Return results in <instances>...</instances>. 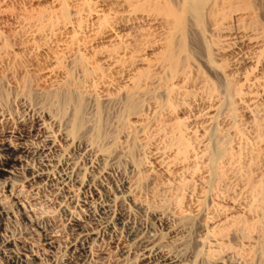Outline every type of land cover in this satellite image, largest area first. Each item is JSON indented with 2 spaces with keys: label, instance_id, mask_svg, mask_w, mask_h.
Listing matches in <instances>:
<instances>
[{
  "label": "rangeland",
  "instance_id": "1",
  "mask_svg": "<svg viewBox=\"0 0 264 264\" xmlns=\"http://www.w3.org/2000/svg\"><path fill=\"white\" fill-rule=\"evenodd\" d=\"M78 2L81 5H79ZM85 2L86 3H83V1L81 0H0V79H2V86L6 94L9 95V100L7 105L9 111L13 112L12 114L14 116L18 115V112L19 113L27 112V114L29 113V117L35 115L34 113L36 112V110L33 111L34 107L33 105H30L31 103L30 101L23 100V102H21L16 98L21 91L22 88L21 84L24 80L29 81L31 87L34 89L39 86L45 87L46 83H47L46 86H50V84L45 80V77L47 76V74L52 72L54 76H56L57 74L55 80H56V86L58 87H54V88L56 89L58 88L60 90L62 89L61 82H63L64 81L63 79H65L63 77L66 76V73L68 74V76L71 74L70 76H72V78L69 76L71 84L74 82L73 86L74 87L78 86L77 88L80 90V92H82L83 96L85 95L86 117H87L88 125H87V131L85 132L83 137L87 140L88 139L90 140L93 131L96 128L95 126H97V123L99 121L101 123L100 125H101L102 137L98 143V146L102 149L114 148L113 146H116L115 148L117 149V151H119V152L115 151L114 153L115 157L113 158L112 161H110L107 164L108 165L107 168L110 171L107 170L108 171L107 175H104L106 177L102 176L103 178L96 179L95 183L106 189L114 191L117 189H121L122 185L128 182V184H131L133 189L136 188V190L135 189L134 190L135 193H137L136 196H139L137 197L138 201L143 206V208H146L144 209L145 211L143 212L130 210L128 214L129 216L127 215L125 221L126 227L131 228L133 230L136 229L135 231L139 232L144 238H149L152 236H161L163 243H165V245L167 246V249L169 248L174 249L175 246L173 241L175 242L180 232L178 231L179 233L176 232L175 234L173 233L169 234L165 230V227L156 221V218L154 216L156 214L163 213V215L167 214L171 217H175V215L177 216L179 212L183 210L186 211L188 209H191L194 211L197 209L196 207L198 206L200 201H201L200 203L203 205L202 207L203 212L205 211L203 215L206 214L207 217L211 215H215V212H216L215 216H217L219 214L218 212L221 211L224 212L225 208H227L226 211H229L231 209V206L234 204L236 208L240 211L238 214V219L244 222L247 219L248 223H250L249 220L252 219L253 217H256V212H254V210L251 209V212H253L255 215L253 216V214H251L250 216L251 212L249 213V211H246V206L247 204H249L248 201L251 200L250 199L251 193H248L247 191L252 192L251 191L252 188H256L257 186H260V184L264 181V151H263L264 149L263 147L264 146V57H261L264 56V52L263 55L262 54L260 55L261 58L260 57L258 58L259 55L255 56L254 53L256 49L253 47L255 46L254 45L255 41L252 42V46H251V43L249 41H246L247 40L246 38H245L246 40L240 39V36L242 38L243 35H241V33L238 34L236 28L234 27L235 25L233 24L234 23L233 20L231 21L229 19L231 23H229V20L227 21L229 26H231V28L234 27L232 28L233 30L235 29L234 31L232 30L233 34L227 38L228 40L225 38L224 33H221L218 29L215 28V25L213 26L212 24H210L214 22L212 21L211 22L209 21L210 23L208 22L207 34L208 33L209 34L207 35V38H209L210 42L213 44L215 41H217L214 44L216 46L213 48V50L219 49L217 51H213V53L216 52L213 54V57L216 59L217 64L222 66L226 71L225 73V75H227L226 77L229 80L231 79L230 84L232 89L231 91L232 96L234 95L236 97L234 98L233 96V101H232L234 102V104L232 103L233 104L232 107L234 106L233 107L234 111L236 110L234 112L236 113L234 115V118H232L233 116L230 114V110H231V109L229 110L230 104L227 103L228 104L227 106L225 104L222 106L223 108L221 107L220 109L221 114L218 113L217 118L215 120L216 121L215 122L216 125H215L213 124L214 122L211 123L207 119V113H209L210 110L211 111L216 110L215 108H217V106L220 104L219 102L223 99L222 95L224 93H222L223 89L221 88V85L218 84V82H220L218 80L219 78L215 79V77L218 76L216 74H215L216 76L213 75V72H211L208 68H206L203 61L200 60L201 59L200 57L199 59L197 58V61L196 59L194 60L193 66L190 65L192 66L189 67L191 73L188 72L187 69L186 74L190 75V76L188 75L190 79L188 78V81L185 82H183L181 79L173 80V78L166 75L167 73L165 71L164 66H162V63H159V55L163 51L165 40L169 32V26L168 23H166V21H164L162 18L160 19L159 17L155 18L156 16L155 15L153 16V14L151 15L152 18L154 17L153 20H151L152 18L150 17L146 18L145 16H140L139 14L136 15L135 13L132 12L131 10L132 8L129 7V4H126L127 3L126 0H85ZM82 4H84L83 7ZM62 6L63 7L65 6L66 10L69 8L67 10L70 15L69 21L71 22V23L68 22L69 25L67 23L65 24V22L61 20L62 17L60 13L62 11L61 9L63 8ZM89 8H92L93 10H98V13H100L101 16L100 14L98 15L95 14L96 16L92 14L90 15ZM114 12L116 15L119 14L118 16L120 18H118L114 14ZM111 16L112 17L116 16L118 18V20L116 19L117 20L116 22L115 19L114 20L111 19L115 22V24L112 22L115 26L114 33L105 34L104 33L105 31H102V29H100L101 28L100 26L103 25V22L100 23V21H102L104 17L106 19L104 18L103 21L108 20L110 19L109 17ZM98 23L102 25L99 26ZM213 29H216V31H214ZM97 30L99 32H97ZM211 30H213V32ZM219 32L221 33V35L219 34ZM52 33L55 34L53 35ZM102 33H104L105 35ZM209 35L210 37H208ZM222 35L224 36V38ZM106 36H108V38L110 37L111 38L108 39ZM233 36H236L234 38H236L237 40L239 38V41L240 40L242 41L238 43L236 39H233ZM73 39L75 41H73ZM233 41L234 42L237 41V42L234 44ZM229 44H231L230 50H229L230 47ZM70 45H72L73 47ZM227 45L229 47H227ZM1 47H8L7 48L8 50L4 51L3 48ZM225 50L226 51L228 50V53ZM108 54H110L112 57ZM76 55L82 56L83 59L85 58L86 59L85 61L88 64L90 63L92 67L94 66L96 68L97 67H101V68H97V72L92 73L93 75L91 74L89 76L90 79L88 77L86 78L85 76H83L84 75L82 72L83 70L80 67H77V65H75V58L77 57ZM256 57L258 59H256ZM219 58L220 60H218ZM253 59L256 62H254ZM114 62L115 63L119 62L118 64H116V66L119 67L118 69L116 68V66H115L116 69L113 67V65L115 64ZM149 64H151V66ZM224 64L225 66H223ZM256 64L257 66H255ZM99 73H101L102 75H100ZM144 73H148L149 75H151L152 73V75L139 81L137 86L134 85V81L137 80L140 74H144ZM168 77L170 80L166 79ZM249 77L251 78L249 79ZM165 79L169 84L171 82V84L175 87L176 92H178L176 97L172 98L171 100L165 98V92L163 91L165 90L164 89L165 86L163 84ZM205 80L206 82H204ZM260 80L262 81L260 82ZM209 81H211V84L209 83ZM255 81H259L260 86L253 85ZM207 82L209 86H212V82L213 84H215V86H217L215 88V86L213 85L216 91L215 97L209 95L208 93L209 86L206 87ZM168 83L165 82V84ZM243 83L244 85H242ZM250 85L251 86L253 85L252 88ZM104 86H106V88ZM133 86H136L138 91ZM218 86L221 89H219ZM131 87L135 90H133ZM132 90L139 92L140 95L142 96L139 95L140 97L138 96L137 100H141L140 103L143 101L141 103L142 104L141 106H143L141 107L142 111L140 110V112L135 115L129 114L127 112V107H126L127 91L130 92ZM179 90L181 91V94L182 93L184 94L182 95L179 94L180 92ZM233 91L234 93L236 92L237 95L233 94ZM249 96L250 97L254 96V98H252L254 101L252 105H249L248 102L250 100ZM157 100L158 103H156ZM215 101H217V103ZM169 103H172L170 105L171 107L168 106L170 109L166 106V104L169 105ZM241 103L242 105H240ZM27 104L29 106L28 108H27ZM22 105L23 106L25 105L24 107L26 108L22 107ZM154 109L157 111H155ZM42 117L41 120L42 121L44 120L46 124L48 123L49 127H52L50 121L46 117L45 118ZM201 117L203 118V120ZM139 120L143 121L141 122L142 123L141 127L143 129L132 128V125L138 124ZM178 120H179V125L180 123L183 125V127L181 126V128H183V130L185 129L183 131L184 137L186 136L185 139L189 142V144L191 143L190 148L192 154L190 153L189 155L190 159L188 158V160L183 161L177 159L174 162L173 160H175L178 155L177 154L178 149L177 146L175 145L176 144L175 139L178 137L177 134L178 132L174 131V127L178 125L176 124L178 123L177 122ZM147 121H150V123L149 122L147 123ZM9 124H10L9 122H4V124H1L2 126H0V130L8 129L7 127L10 126ZM204 129L205 131L212 132L213 133L212 141L215 142L214 144L223 147L224 150L226 151V153L220 156L218 159L217 167L219 168H217V170L219 174L217 172L214 175L216 178L213 176L214 179L212 175H210V173L208 174L209 169L207 170L208 166L206 164L207 157H206L205 148L207 147V145H209L208 143L210 141H206V139L208 140V138H206V135L204 134L205 132ZM143 131H145V133ZM192 132L194 133L196 132V134L193 135L194 133ZM214 137H216V139ZM56 139H57L56 140L57 147L58 146L59 147L54 153V156H62L64 158V159L62 158L64 166H66L69 162H76L77 164L79 163L78 165L80 166V168H83L86 171L87 170L91 171V173L87 171L89 173V176L97 174L99 170V166H97V164L96 165L88 164L89 157L87 156L86 153H84L81 150V148H79V146H72L71 147L72 150H71L69 149L70 147L65 145V143L63 142V140L60 138L59 135L56 136ZM115 142L117 143V145H115L116 144ZM121 142L122 144H120ZM127 148H129V150L130 149L133 150V148H135L133 154L130 155L131 157H128L129 150L127 151ZM160 156H163L162 157L163 161L166 162L165 166L169 167L168 172L171 171L170 174H168L167 171L166 174L164 173L165 172L164 166L160 167L156 164L155 160L158 157L160 158ZM127 162L129 163L133 162L132 164L136 166L133 168L130 166L132 164L131 163L127 164ZM179 163L180 164L182 163L181 164L182 166ZM183 163H185L186 167L184 166ZM34 166L35 167L38 166V160L34 162ZM100 167H101L100 169H103V166ZM124 167H126L127 169H125ZM94 168L96 170H94ZM92 171L94 173H92ZM209 176L212 177V180L210 179ZM85 178L84 179L87 181L88 177ZM84 179L83 181L86 182ZM207 179L211 180L212 183L211 185L209 183L210 180ZM136 185L138 187H136ZM22 186L24 188L21 187L18 189V192L20 193V194L18 193L19 200L28 209V211L30 210L29 214L31 215V217L33 219L45 223L46 222L57 223V224L55 223V225H57L59 229H57L56 232L54 233L55 236L54 240L59 242L60 245L62 246V249L57 254V261L60 264L67 263L68 261H70L71 258V254H70L71 252L65 247L71 241V238L69 237V226L67 222L70 216L85 219L86 215H89L90 213L93 216L97 215L96 208H92L90 207V205L84 204L85 201L87 202L88 200H90L89 194L91 195V192L88 189L80 188L78 185L72 183L69 184L66 189L54 183L44 184L39 189L30 188L28 187V185H22ZM0 189L3 192L5 191L4 188H0ZM244 193L248 194V196L245 195ZM242 194L243 197L245 196L243 200H242L243 198ZM4 195L7 198L5 200L6 204L9 207L15 208L14 206L16 202L13 199L7 197L6 194ZM246 196L249 199H247ZM209 197H211V199ZM77 204L80 207H78ZM125 207L126 206L124 205V208ZM124 208L118 207L116 209V213H120L121 211L124 210ZM220 208L221 210H219ZM240 217H242L243 220ZM256 218L253 219L257 221ZM253 221H251V223ZM29 227H30L29 225L26 226L23 223L21 214H17L16 218L12 219L7 225V232L8 231L9 232L6 233V236L10 238L15 237L14 239L19 241L23 239L25 240V242L28 241L27 242L28 244L31 245L34 244L33 246L38 249H42V250L43 248L45 249L42 241L43 239L42 236L38 233L37 236L36 234H32L30 232ZM197 234L198 231L194 230L192 231L191 236L193 237V235L195 236ZM67 238H69L70 240ZM99 248L106 254L105 257L107 260L105 259L103 264H118V261L120 262L119 253L117 254L115 251H112L107 246L106 242L100 243ZM86 264H93L91 258H88L86 260Z\"/></svg>",
  "mask_w": 264,
  "mask_h": 264
},
{
  "label": "bare ground",
  "instance_id": "2",
  "mask_svg": "<svg viewBox=\"0 0 264 264\" xmlns=\"http://www.w3.org/2000/svg\"><path fill=\"white\" fill-rule=\"evenodd\" d=\"M81 1H83V3H86L85 0H81ZM126 2H127L126 4H129V7L132 8L131 9L132 12L135 13L136 15L139 14L140 16H145L146 18H148V17L152 18L151 15L153 14V16L154 15L156 16L155 18H157V17H159L160 19L162 18L164 21H166V23H168L169 32H168V35H167L166 40H165V45H164L163 51L159 55V63H162V66H164L165 71L167 73L166 75L173 78V80L174 79H178V80L181 79L183 82L188 81V78L190 75L188 74L189 75L188 76L186 74L187 69H188V72H190L189 67H192L194 64V60L196 59V61H197V58L199 59V57H200L201 58L200 60L203 61L206 68H208L211 72H213V75L216 74L218 76V77H215V79L219 78L218 80L220 82H218V84H220L221 88L223 89V91H222V93H224L222 95L223 99L221 98L222 100L219 102L220 104L217 106V108H215L216 110H214V111L210 110V112L207 113V119L211 123L214 122L213 124H215V122H216L215 120L217 118L218 113H220V111H221L220 110L221 107L225 104H226V106L228 104H230V107H232V105L234 104V102H232L234 95L232 96V92H231L232 91L231 84H230L231 79L229 80L226 77L227 76V75H225L226 71L224 70V68L222 66L217 64L216 59L213 57V54L216 53V52L213 53V51H217L219 49L213 50V48L216 46L214 44L217 41H215L213 44L210 42L209 38H207V35L209 34V33L207 34V24L209 21L214 22V23H210V22L209 23L212 24L213 26L215 25L216 29H218L221 33H224L226 39L233 34L232 28L235 27L238 34L241 33V35H243L242 38L240 36V39H243V40L247 39L246 41H249L251 43V46H252V42L255 41L254 42L255 46H253V47L256 50H255L254 54H255V56L259 55L258 56V58H259L260 55L261 54L263 55V52H264V23H263L264 22V0H126ZM79 5H81V4L79 3ZM83 6H84V4H82V7ZM64 7L61 9L62 11L60 13L61 17H62L61 20H63L65 22V24L67 23L69 25L68 22H70L69 21L70 15H69V12L67 11L69 8L66 10V7L65 8ZM92 8H89L90 15L91 14L92 15L100 14V13H98V10H93ZM90 9H92V10H90ZM115 12H114V14H115ZM114 14H111V15H114ZM118 15H116V16L118 18H120ZM100 16H101V14H100ZM116 16L109 17L110 18V19H108L109 21L108 20L103 21V19L105 18L104 17L102 19V21H100V23L103 22V25L98 23L99 26L102 25V26H100L101 28L100 27H98V28L102 29V31H105L104 32L105 34L114 33V29H115L114 24L118 20V18ZM50 18H51V16H50ZM142 18H141V20H142ZM159 18H158V20H159ZM58 19H60V18H58ZM111 19H113V20L115 19V22ZM153 19H154V17L151 20H153ZM229 19L231 21L232 20L234 21V23L233 22L232 23L235 26L232 28H231V26H229V24L227 22ZM230 20H229V23H231ZM149 24H150V22H149ZM46 25H47V23H46ZM151 28H152V26H151ZM216 29H213V30L216 31ZM24 30H26V29H24ZM213 30H211V31L213 32ZM41 31H40V33H41ZM228 31L229 32L231 31L230 32L231 34ZM97 32H99V31L97 30ZM220 32H219V34L221 35ZM24 33H25V31H24ZM104 33H102V34H104ZM52 34L54 35L55 33H52ZM108 36H110V35H108ZM108 36H106V37L108 38ZM208 37H210V35ZM234 37H236V36H233V39H236ZM54 38H55V36H54ZM110 38H108V39H110ZM223 38H224V36H223ZM77 40H78V38H77ZM73 41H75V40L73 39ZM73 41H71V42H73ZM237 41L239 43L242 40L239 41V38H238ZM236 42H234V44ZM74 43H73V45H74ZM229 45H230V47L228 45H227V47H229V50H230L231 44H229ZM70 46H72V45H70ZM145 46H146V44H145ZM222 46H223V43H222ZM232 46H233V44H232ZM251 46H249V47H251ZM1 48H3L4 51L8 50L7 49L8 47H1ZM252 48H251V50H252ZM78 49H77V51H78ZM222 49H224V48H222ZM253 51H254V49H253ZM109 52H111V51H109ZM220 52H222V51H220ZM226 52L228 53V50ZM124 53H126V52H124ZM110 54H108V55H110ZM261 57H264V56H261ZM258 58L256 57V59H258ZM85 60H86L85 58L83 59L82 56L78 55L75 58V65H77V67H80L83 70L82 71L84 74V75L82 74L83 76H85L86 78L87 77L89 78V76L92 73L97 72V68H101V67H97V68L94 66L92 67L91 64L89 63L91 66L90 67L89 64ZM218 60H220V58ZM108 61H110V60H108ZM253 61H254V59H253ZM254 62H256V61H254ZM257 62H258V60H257ZM118 63L119 62H116L113 65V67L115 68L116 64H118ZM120 64H121V62H120ZM195 64H196V62H195ZM149 65L151 66V64H149ZM190 65H192V66H190ZM221 65H222V63H221ZM152 66H153V64H152ZM223 66H225V64ZM255 66H257V64ZM147 67H148V65H147ZM107 68H108V66H107ZM116 68L118 69L119 67L116 66ZM115 69H114V71H115ZM100 71H102V70H100ZM45 74H47V73H45ZM99 74L102 75L101 73H99ZM151 75H152V73H151ZM151 75H149L148 73L140 74L139 77L137 78V80L134 81V85L137 86L139 81H141L142 79H144L148 76H151ZM69 76L66 73V76L63 77L65 79H63L64 81L61 82L62 89H60V90L58 88L57 89L54 88V87H58V86H56V80H55L57 77V74H56V76H54V74L52 72L47 74V76L45 77V80L50 84V86H46L47 85V83H46L45 87L39 86V87L34 89L31 87L29 81L24 80L22 82L21 91L17 95L16 98H17V100H19L21 102H23V100H27V101H30L32 103V104L30 103V105H33L34 108L31 106L33 108V111L36 110V112L34 113L35 115H33L32 117H29V113L27 114V112H22V113L18 112V115L14 116L12 114L13 112L9 111V109L7 108L9 95L6 94V92L2 86V79H0V126H2L1 124H4V122L10 123L9 124L10 126L8 125L9 127H7L8 129L0 130V188H4V190H5L3 192L0 189V264H60L57 261V254L62 249V246L60 245L59 242L54 240V237H55L54 233L56 232L57 229H59L57 227V225H55L56 222H54V223L46 222L45 223V222L33 219L31 217V215L29 214L30 210L28 211V209L19 200V196H18V193H19L18 189L23 187L22 185H28V187H30V188L39 189L40 187H42V185L47 184V183H50V184L54 183V184H56V185H58L64 189H66L67 186L72 183V184L78 185L80 188L88 189L91 192V195L88 192V194L90 196L89 197L90 200L87 199L88 201L87 202L85 201V203L84 202L83 203L90 205V207H92V208L97 209V213H96L97 215L95 214L96 216H93L90 213L89 215H86L85 219L70 216L67 223L69 226V237L71 238V241L65 247H66V249H68L71 252L70 253L71 258H70V261H68L67 263H61V264H86V260L88 258H91L93 264H103V262L106 259V257H105L106 254L99 248V244L102 242H106L107 246L112 251H115L117 254L119 253V257H120L119 259H120L121 264H264V181L260 184V186H257L258 188L257 187L252 188L253 189V190L251 189L252 192L247 191L248 193H251V196H250L251 200H249L251 202V204L247 200L250 205L246 203L247 204V206H246V204H245L246 211H249V213H250L251 209H253L254 212H256V217H257V218L253 217V218H256L257 221L253 218L252 219L255 221L250 219L251 221H253L252 223L250 220H249L250 223H248L247 219H246L247 221L244 219L245 222L238 219V214L240 211L236 208V206L234 204L231 206V209L229 211H226L227 208H225V210L223 209L224 212L223 211L218 212L219 214L217 213L218 214L217 216H215L216 212H215V215H211L209 217H207L206 214H205L206 216L203 215V213L205 211L203 212V209H202L203 205L200 203L201 201L199 202L198 206L196 207L197 208L196 210H194V211L191 209H188L186 211L183 210V211H180L177 216L175 215V217H171L167 214L163 215V213L162 214H156L154 216L156 218V221L159 222L162 226H164L165 230L169 234L170 233L175 234L178 231L180 232V233L178 232L179 233L178 238L177 239L175 238L176 240L174 239L175 242L173 241L176 249L175 248L174 249H170V248L167 249V246L165 245V243H163L161 236H152L149 238H144L139 232L135 231L136 229L133 230L131 228L126 227L125 221H126L127 215L129 214L130 210H133V211L136 210V211L143 212V211H145L144 209H146V208H143V206L139 203L138 198H137L139 196H136L137 193H135L136 188H134L135 189L134 190L132 188L131 184H128V182L124 183V185H122L121 189H117V190L113 189L114 191L106 189V188L95 183L96 179L103 178L102 176L107 175V172L110 171L107 168V166H108L107 164L110 161H112L113 158L115 157V154H114L115 151L116 152H119V151H117V149L115 148L116 146H113L114 148H103V149L98 146V143L102 137V131H101V125H100L101 123L99 121L97 123V126H95L96 128L93 131L91 139L87 140L83 137V135L87 131V125H88L87 124L88 121H87V117H86L85 95L83 96L82 92H80V90L77 88L78 86H76V87L73 86L74 82L71 84ZM247 76H245V77H247ZM70 77L72 78V76H70ZM169 77L166 79H169ZM251 77H249V79ZM91 79H93V78H91ZM166 79L164 80V82L162 81L164 86H165V88L163 87L165 89L163 91L165 92V98H167L168 100L169 99L171 100L172 98L176 97L178 92H176L175 87L171 84V82L169 84ZM61 80H62V78H61ZM102 80H103V77H102ZM261 81L262 80H260V82ZM165 82L168 84H165ZM193 82H195V81H193ZM204 82H206V80ZM258 82L259 81H255L253 83V85L260 86V82L259 83ZM188 83H190V82H188ZM209 83L211 84V81H209ZM163 84H161V85H163ZM74 85H76V84H74ZM213 85L215 86V84H213V82H212V86H209L208 82H207V86L206 85L205 86L206 87L209 86L208 87L209 95H211L212 97H215V95H216L215 88L217 86H215V88H214ZM242 85H244V83ZM136 86H133V87L136 88ZM252 86H251V88H252ZM104 87L106 88V86H104ZM218 88L221 89L219 86H218ZM138 89H140V88H138ZM250 89H247V90H250ZM133 90H135V89H133ZM133 90L130 92L127 91V102H126L127 103V106H126L127 112L131 115L138 114L140 112V110L142 109L141 107H143V106H141L142 105L141 103L143 101L140 103L141 100H137L140 93L137 92L138 91L137 88H136L137 91H133ZM216 90H218V89H216ZM218 93H220V92H218ZM218 93H217V95H218ZM179 94H181V91L179 92ZM182 94H184V93H182ZM185 94H186V92H185ZM233 94H236V92L234 93V91H233ZM258 94H259V92H258ZM243 95H245V94H243ZM140 96H142V95H140ZM250 96H249L250 100L248 102H249V105H252L254 102L252 98H254L255 95L252 97H250ZM106 97H108V96H106ZM234 98H236V97L234 96ZM214 100H216V99H214ZM167 102H169V101H167ZM215 102L217 103V101H215ZM25 103H27V102H25ZM156 103H158V100ZM167 104H166V106L168 107L172 103H169V105H167ZM186 105H187V103H186ZM240 105H242V103ZM24 106L22 105V107H24ZM28 107L29 106L27 104V108ZM230 107H229V110L231 109L230 114L233 116L232 118H234V115L236 114L234 112L236 110L234 111V108H233L234 106L232 108H230ZM24 108H26V107H24ZM154 108H155V106H154ZM164 108H165V106H164ZM155 111H157V110H155ZM170 112H171V110H170ZM42 116H44V117H42ZM41 117L42 118L46 117L50 121V124L52 125L53 128L49 127L48 123L46 124L44 122V120L42 121ZM190 117H191V115H190ZM151 118H153V117H151ZM98 120H99V118H98ZM142 120H139L138 124L132 125V128H134V129L140 128L141 129L142 128L141 122H143ZM202 120H203V118H202ZM121 121H123V120H121ZM148 122L150 123V121H147V123ZM177 122L178 123H176V124H178V125L175 124L176 126L175 125H173V126H175L174 131L178 132L177 133L178 137L175 139L176 140L175 145L177 146V149H178L177 151L179 153L176 151L178 155H177V158L175 160H173L174 162L177 159L183 160V161L188 160L189 155L191 153V148H190L191 143L189 144V142L185 139L186 136L184 137V133H183V131L185 129L183 130V128H181V126L183 127V125L181 123L179 125V120ZM6 126H7V124H6ZM207 126H208V124H207ZM210 128H212V127H210ZM213 128H215V127H213ZM172 129H173V127H172ZM204 131H205V129H204ZM138 132H139V130H138ZM143 132L145 133V131H143ZM176 132H174V133H176ZM189 132H190V130H189ZM185 133H187V132H185ZM192 133H194V132H192ZM195 134H196V132L193 135H195ZM204 134L206 135V138H208V140L206 139V141H210L208 143L209 145H207V147L205 148V150H206L205 152H206V157H207L206 158L207 159L206 164L208 166L207 170L209 169L208 174L210 173V175H212V177H213L218 172V170H217V168H219V167H217L218 166V159L220 156L225 154L226 151L224 150L223 147H220L219 145L214 144L215 142L212 141V139H213V136H212L213 133L212 132L205 131ZM57 135L60 136V138L65 143V145L70 147L69 149H71L72 146H79V148H81V150L84 153H86L87 156L89 157V159H88L89 163L88 164H90V165H93V164L96 165L97 164V166H99V170H98L97 174L95 173L96 175H90L89 176L88 172L91 173V171L87 170L88 171L87 172L83 168H80V166L78 165L79 163L77 164L76 162H69V163L67 162L68 164L66 166H64V164H63L64 158L62 156H54V153L56 152L57 148L59 147V146L57 147V142H56V140H57L56 136ZM215 135H217V134H215ZM254 135H256V134H254ZM214 138L216 139V137H214ZM197 140H198V138H197ZM218 143H220V142H218ZM120 144H122V142ZM115 145H117V143ZM119 147H117V148H119ZM132 147H131V149H132ZM131 149L129 150V148H127V151L129 150L128 151L129 156L127 155L128 157H131L130 155L133 154V151L135 148H133V150H131ZM263 151H264V149H263ZM58 153H59V151H58ZM165 153H167V152H165ZM199 154H201V153H199ZM68 156H69V154H68ZM64 157H66V156H64ZM162 157L163 156H160V158L159 157L156 158L155 162L160 167L164 166L165 172H164V170H163V172L166 174V171L168 172L169 167L165 166L166 162L163 161ZM69 158H71V157H69ZM199 158H200V156H199ZM202 158H203V156H202ZM239 158H240V156H239ZM36 160H38V166L35 167L34 162ZM132 161H134V160H132ZM65 163H66V161H65ZM128 163L129 162H127V164ZM135 164H136V162H135ZM183 164L185 166V163H183ZM100 166H103V169H100L101 168ZM130 166L134 168L136 165L132 164ZM152 167H153V165H152ZM92 168H90V169H92ZM124 168L127 169L126 167H124ZM202 168H203V166H202ZM205 168H206V166H205ZM160 169H162V168H160ZM94 170H96V169L94 168ZM170 172H168V174H170ZM92 173H94V172L92 171ZM218 174H219V172H218ZM85 177H88L87 181L85 180L86 179ZM104 177H106V176H104ZM209 177H207V178H209ZM212 177H210L211 180H212ZM214 177H213V179H214ZM83 179L86 182H84ZM210 179H207V180H210ZM211 180L209 181L210 185L212 184ZM215 182H217V181H215ZM204 183H205V181H204ZM137 185H138V183H137ZM137 185H136V187H138ZM246 185H247V183H246ZM140 188H142V187H140ZM246 189H249V188H246ZM246 189H245V191H246ZM82 193H84V192H82ZM4 194H6L7 197L13 199L16 202L15 206H14L15 208L9 207L6 204L5 200L7 198ZM245 195L248 196V194H245ZM85 196H86V194H85ZM247 196H246V198H247ZM242 197H243V194H242ZM244 197L242 198V200L244 199ZM209 198L211 199V197H209ZM247 199H249V198H247ZM183 200H184V198H183ZM142 201H144V200H142ZM229 204H230V202H229ZM124 205L126 206L125 208H124ZM77 206L80 207L78 204H77ZM238 206H240V205H238ZM118 207L124 208V210L121 211L120 213H116V209ZM220 207H221V205H220ZM96 209H94V210H96ZM181 209H179V210H181ZM219 210H221V208ZM17 214H21V217L23 219V223L26 226L27 225L30 226L29 229H30V232L32 234H36V236H37V233H38L42 236V238H43L42 241H43V245H44L45 249L44 248H43V250L38 249V248L33 246L34 244L33 245L28 244L27 239H26L27 242H25V240H23V239H21V241H19V240H15L14 239L15 237L10 238V237L6 236V233L9 232V231L7 232V225L12 219L16 218ZM251 214H253V216L255 215L253 212L250 213V216H251ZM74 215H76V214H74ZM240 218L243 220L242 217H240ZM25 228H28V227H25ZM194 230H197L198 234L195 236L193 235V237H192L191 234H192V231H194ZM32 239H33V237H32ZM67 239H69V238H67ZM138 246H140V247H138ZM120 262L118 261V264H120Z\"/></svg>",
  "mask_w": 264,
  "mask_h": 264
}]
</instances>
